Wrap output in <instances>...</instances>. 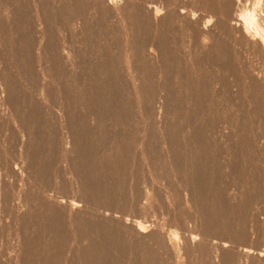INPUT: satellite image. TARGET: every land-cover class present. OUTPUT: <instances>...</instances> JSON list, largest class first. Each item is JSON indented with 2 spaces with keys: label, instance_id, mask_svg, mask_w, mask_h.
<instances>
[{
  "label": "rangeland",
  "instance_id": "374dc122",
  "mask_svg": "<svg viewBox=\"0 0 264 264\" xmlns=\"http://www.w3.org/2000/svg\"><path fill=\"white\" fill-rule=\"evenodd\" d=\"M102 1L0 0V264H264V0Z\"/></svg>",
  "mask_w": 264,
  "mask_h": 264
},
{
  "label": "bare ground",
  "instance_id": "6f19581e",
  "mask_svg": "<svg viewBox=\"0 0 264 264\" xmlns=\"http://www.w3.org/2000/svg\"><path fill=\"white\" fill-rule=\"evenodd\" d=\"M102 1V0H101ZM191 1V0H190ZM103 2V1H102ZM123 1H121V3H122ZM95 4V3H94ZM148 4V3H147ZM101 5V4H100ZM128 5V4H127ZM155 5V4H154ZM103 6V5H102ZM105 6L107 7V9L109 10V11H112V12H114V13H117L118 12V9H119V7L121 6L120 5V2L118 1V0H106V2H105ZM105 6H103V7H105ZM132 6V5H131ZM238 6V5H237ZM102 7V8H103ZM105 7V8H106ZM148 7V6H147ZM151 7V6H150ZM121 8V7H120ZM263 8V7H262ZM124 9V8H123ZM122 9V10H123ZM145 9V8H144ZM151 9V8H150ZM185 9V8H184ZM233 9V8H232ZM121 10V9H120ZM154 10V9H153ZM145 11H146V9H145ZM180 11V10H179ZM191 11V10H190ZM252 11V10H251ZM108 12V11H107ZM253 12V11H252ZM111 13V12H110ZM186 13V12H185ZM184 13V14H185ZM214 13V12H213ZM225 13V12H224ZM144 14H146V13H144ZM191 14V13H190ZM200 14V13H199ZM110 15V14H109ZM115 15V14H114ZM147 15H148V13H147ZM153 17H152V20L155 22V20L157 19V15L156 14H151ZM202 15V14H201ZM113 16V15H112ZM125 16H127V14L125 15ZM148 16H150V15H148ZM192 15H190V17H191ZM229 16V15H228ZM242 18H243V22H244V24H245V26L246 25H248V24H250V23H252V21H253V15L251 14V13H248V12H244L242 15ZM1 17V16H0ZM118 17V16H117ZM191 18H193V17H191ZM111 19V18H110ZM131 19V18H130ZM151 19V18H150ZM236 19H238L237 17H236ZM235 19V20H236ZM148 20H149V18H148ZM152 20H150V22H152ZM176 20V19H175ZM107 21V20H106ZM113 21V20H112ZM191 21V20H190ZM241 21V20H240ZM240 21L239 22H235L236 24V28L238 29V27H237V25H239L238 23H240ZM111 22V21H110ZM175 22V21H174ZM230 22V21H229ZM254 22V21H253ZM115 23V22H114ZM113 24V23H112ZM151 24V23H150ZM156 24V23H155ZM194 24V23H193ZM223 24V23H222ZM257 25H258V23H256ZM123 25V24H122ZM190 25V24H189ZM192 25V24H191ZM205 25V24H204ZM203 25V26H204ZM207 25H208V23H207ZM38 26V25H37ZM195 26H196V24H195ZM198 26V25H197ZM197 26H196V28H197ZM228 26V25H227ZM192 27V26H191ZM199 27V26H198ZM242 27V26H241ZM120 28V27H119ZM244 28V27H243ZM259 28V27H258ZM257 28V29H258ZM201 29V28H200ZM206 28H204V30H205ZM226 29H227V27H226ZM247 29V28H246ZM251 29V28H250ZM256 29V28H255ZM40 30V29H39ZM193 30V29H192ZM203 31V30H202ZM207 31H209V29L207 30ZM245 31V30H244ZM244 31H243V33H244ZM253 31V30H252ZM41 32V31H40ZM212 32V31H211ZM235 32V31H234ZM203 33H206L205 31L203 32ZM259 33V32H258ZM245 34V33H244ZM248 34V33H247ZM253 34V33H252ZM202 35V34H201ZM36 36V35H35ZM206 36V35H205ZM204 36V37H205ZM207 36H208V34H207ZM252 36V35H251ZM255 36V35H254ZM254 36H252V37H254ZM207 38V37H206ZM204 39V38H203ZM247 39H250V37L248 38L247 37ZM253 39V38H252ZM251 39V40H252ZM263 39V38H262ZM250 40V41H251ZM256 40V39H255ZM255 40H253V41H255ZM257 40H258V38H257ZM252 41V42H253ZM213 42V41H212ZM264 43V42H263ZM261 44H262V42H261ZM38 46V45H37ZM200 46V45H199ZM264 47V46H263ZM263 50V49H262ZM152 53V52H151ZM264 53V52H263ZM130 67V66H129ZM257 75V74H256ZM261 75V74H260ZM257 78V77H256ZM262 79V82L261 83H263L264 82V75H263V77H261ZM260 80V81H261ZM258 82V81H257ZM47 99V98H46ZM1 111V110H0ZM20 115V114H19ZM28 132V131H27ZM49 136V135H48ZM64 137V136H63ZM67 144V143H66ZM2 146H3V144H1ZM58 147V146H57ZM41 150V149H40ZM13 151V150H12ZM18 153V152H17ZM19 155H20V153H19ZM22 156V155H21ZM28 160V159H27ZM70 160V159H69ZM10 163V162H9ZM17 171H18V169H17ZM1 174V173H0ZM5 175V174H4ZM16 176V175H15ZM9 177V176H8ZM18 177V176H17ZM11 179V178H10ZM4 182V181H3ZM1 184V183H0ZM3 184V183H2ZM12 187V186H11ZM1 188V187H0ZM193 189V188H192ZM3 190V189H2ZM4 191V190H3ZM2 194V193H1ZM1 196V195H0ZM3 197V196H2ZM26 197V196H25ZM15 200V199H14ZM63 201V200H62ZM68 201V200H67ZM66 201V202H67ZM136 202V201H135ZM2 203V202H1ZM74 203V202H73ZM72 204V203H71ZM72 205H74V204H72ZM75 206V205H74ZM77 206V205H76ZM67 207V206H66ZM57 208V207H56ZM72 208H74L75 209V207H72ZM8 209H9V207H8ZM22 209V208H21ZM58 209V208H57ZM12 212V211H11ZM197 215V214H196ZM77 216V215H76ZM134 224V223H133ZM144 226H146V225H138L137 224V230L139 231V232H141V233H144V232H146L144 229H146V228H143ZM151 229H153V228H151ZM147 230V229H146ZM162 233V232H161ZM149 234V233H148ZM174 234V233H173ZM176 234H178V232L176 233ZM181 234V233H180ZM170 235H172L171 233H170ZM175 235V234H174ZM188 235V234H187ZM192 235V234H191ZM186 236V235H185ZM171 237V236H170ZM175 237H178V236H175ZM175 237H174V239H175ZM190 237V236H189ZM192 237H193V235H192ZM172 238V237H171ZM162 239V238H161ZM173 239V238H172ZM177 239H179V238H176V240ZM167 240V239H166ZM189 240V239H188ZM192 240V239H191ZM171 241V240H170ZM170 241H168V242H170ZM173 241H175V240H173ZM175 243H176V241H175ZM180 243V242H179ZM193 243V240H192V242H191V244ZM174 244V243H173ZM218 244V243H217ZM168 245H169V243H168ZM177 245V244H176ZM175 245V246H176ZM180 246H181V244H179ZM197 245H198V243H197ZM170 246H171V242H170ZM189 246V245H188ZM225 246V245H224ZM172 247H173V245H172ZM247 249V248H246ZM199 251V250H198ZM235 251V250H234ZM240 251H242V250H240ZM237 253V252H236ZM243 253L245 254V256H247V255H250V254H256L257 256H259V257H264V253H261V252H258V253H253L252 251H248V250H243ZM242 256V255H241ZM237 257H238V255H237ZM182 258V257H181ZM247 258V257H246ZM84 260V259H83Z\"/></svg>",
  "mask_w": 264,
  "mask_h": 264
}]
</instances>
